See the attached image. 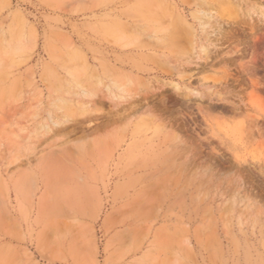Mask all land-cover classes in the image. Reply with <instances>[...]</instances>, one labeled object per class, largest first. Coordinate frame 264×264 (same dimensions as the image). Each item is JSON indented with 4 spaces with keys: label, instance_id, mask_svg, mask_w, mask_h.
<instances>
[{
    "label": "rangeland",
    "instance_id": "rangeland-1",
    "mask_svg": "<svg viewBox=\"0 0 264 264\" xmlns=\"http://www.w3.org/2000/svg\"><path fill=\"white\" fill-rule=\"evenodd\" d=\"M0 264H264V0H0Z\"/></svg>",
    "mask_w": 264,
    "mask_h": 264
}]
</instances>
